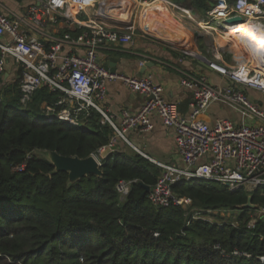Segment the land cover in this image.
Listing matches in <instances>:
<instances>
[{
  "label": "built area",
  "instance_id": "built-area-1",
  "mask_svg": "<svg viewBox=\"0 0 264 264\" xmlns=\"http://www.w3.org/2000/svg\"><path fill=\"white\" fill-rule=\"evenodd\" d=\"M131 1L132 4L119 0H30L22 5L21 12L0 3V78L3 83L18 80L23 111L39 90L46 89L52 94L53 99L44 100L40 106L44 122H61L86 129L93 114L98 113L99 122L111 125L116 137L125 141L131 129L153 130L155 119L171 129L181 164L154 162L162 168V173L150 188L148 197L157 207L176 205L190 212L193 200L174 191V186L180 182H215L229 191L264 190V106L248 95L249 89L264 93V68L245 53L227 62L216 55L211 58L189 52L197 58L202 56L210 68L229 83L214 84L204 74L181 69L180 84L192 93L189 114H181L179 105L165 97L163 85L151 76L113 73L100 57L104 50L133 43L139 30L147 37L165 41L134 21L141 8L154 0ZM207 1L211 6L207 15L211 18L206 22L220 17H241L264 27V0ZM168 2L173 9H183L173 1ZM141 15L142 11L140 18ZM227 24L222 25L225 29L231 28ZM116 80H121L133 93L146 97L136 113L122 111L120 122L105 104L107 83ZM216 102L234 109L244 117V122L236 123L230 118L206 121L204 117L209 107ZM115 142L116 138L110 145ZM25 167L26 162H23L15 170L22 171ZM131 184L132 181H119L116 188L121 197L129 194ZM222 209L225 208L192 211L188 224L200 219L210 221L211 212ZM254 212L255 217L247 224L250 229L264 217V207ZM211 222L221 224L217 220ZM234 254L240 253L234 251ZM261 260L264 261V257Z\"/></svg>",
  "mask_w": 264,
  "mask_h": 264
},
{
  "label": "trees",
  "instance_id": "trees-1",
  "mask_svg": "<svg viewBox=\"0 0 264 264\" xmlns=\"http://www.w3.org/2000/svg\"><path fill=\"white\" fill-rule=\"evenodd\" d=\"M193 6L209 8L207 0ZM18 83L0 90V264H264V218L250 229L256 209L242 207L249 196L264 207V190L195 181L174 186L199 208H236L237 227L202 219L189 225L192 212L155 206L145 187L157 183L162 168L139 153L116 150L101 159L102 176L71 183L35 151L87 158L111 144L115 130L101 124L98 113L86 129L41 121L40 106L52 94L39 90L23 111ZM23 162L26 167L15 170ZM121 180L132 181L124 198L116 188Z\"/></svg>",
  "mask_w": 264,
  "mask_h": 264
},
{
  "label": "crops",
  "instance_id": "crops-1",
  "mask_svg": "<svg viewBox=\"0 0 264 264\" xmlns=\"http://www.w3.org/2000/svg\"><path fill=\"white\" fill-rule=\"evenodd\" d=\"M30 0H0V3L16 12H21L23 4H26ZM157 1V0H154ZM162 1V0H158ZM169 4V0H165ZM179 4L183 9H190L195 11L194 17L185 18L180 17L178 12L171 7L169 13L162 15V20L169 18L171 22L175 25L184 26V19H195L200 12V9L196 6H193V0H170ZM130 4L128 1H126ZM132 3V1H130ZM187 3L190 5V8H187ZM208 9L205 10L202 8L204 16L199 17L200 20H204L211 9L209 2L207 1ZM186 7V8H185ZM142 12L144 9H142ZM137 18V17H136ZM158 18V17H157ZM157 18H153L158 20ZM141 19L145 23V18L141 16L139 18V24L141 25ZM159 20V21H162ZM146 26V24H144ZM193 34V33H192ZM192 34H190L191 41L183 44L177 43V47H172L170 40L168 41H159L152 39L143 35L142 31L139 30L135 36L134 42L126 45L125 47L113 48L112 50H104L101 52L100 57L104 62L108 61L111 56H119L117 62V71L118 73L133 75V76H151L152 79L161 85L165 89V97L173 102H176L179 105L181 114H189L190 112V102L192 100V93L186 88L182 87L180 84L181 72L180 70H186L190 72H199L206 75L209 80L218 85H226L229 83L228 79L222 77L217 72L213 71L211 68L205 67L199 58L191 55L189 52L195 51L200 55H208L213 58L215 55L221 57V60L227 62H232L230 51L233 49L232 45H228L225 41H214L210 43H199L197 40H194ZM189 36V35H188ZM197 39V38H196ZM181 40V41H182ZM176 44V43H173ZM142 62L144 64H142ZM256 90H248V95L251 98V95L257 94ZM252 99V98H251ZM146 97L140 94L133 93L121 80L111 81L107 83V100L105 102L110 113L115 117L117 122H120L122 111L128 110L131 113H136L140 110L141 106L145 102ZM260 104L262 102L256 100ZM263 105V104H262ZM224 107V108H222ZM223 109V110H222ZM234 110L228 105L216 102L213 103L208 110V113L205 115L204 119L208 122H213L218 118H230L236 123L237 120L234 117H229L227 115V110ZM93 120L91 121V123ZM91 123L89 127L91 126ZM116 138L119 141V137L116 135L113 137V140ZM121 139V138H120ZM128 141H123L130 148L126 147L124 143L114 144L117 146V151L125 152L127 154H136L139 151H142L147 159L154 162L160 163H177L181 164V156L177 150L176 143L174 140V134L171 129L165 127L159 120L155 119V127L153 130L148 132H142L140 129H131L127 132ZM112 140V142H113ZM111 142V143H112ZM107 146H110L107 145ZM101 150V149H100ZM116 151V150H115ZM113 151L112 153H114ZM102 152V151H101ZM99 151L97 156L101 160ZM111 153V154H112ZM140 154V153H139Z\"/></svg>",
  "mask_w": 264,
  "mask_h": 264
},
{
  "label": "rangeland",
  "instance_id": "rangeland-1",
  "mask_svg": "<svg viewBox=\"0 0 264 264\" xmlns=\"http://www.w3.org/2000/svg\"><path fill=\"white\" fill-rule=\"evenodd\" d=\"M189 2H190V0H189ZM187 5H188L187 8H190V5L188 3H187ZM175 12H178V14H184L183 13L184 11L181 9L175 10ZM191 12H193L195 14V11H191ZM140 13H141V11L138 12L137 18L135 17V19H137V20H135L137 22V24H139ZM201 16H204L203 11H200L198 13V16H196V18L193 20L192 19L182 20L183 24H184L183 27L182 26L179 27L180 25H178V24L177 25L173 24L171 22V19L167 18L164 21L162 20L160 22H157V24L154 27L150 26V28L158 30L159 27L160 28L163 27L162 30L167 31L169 33H172L173 29L175 30L174 32L177 33V29L180 30L179 28H181V29L183 28L182 30L184 32L186 31L187 35H189L187 41L185 40L186 43H189L191 41L190 34H192V33L197 38L196 39L192 34L193 38H195L194 40H197L199 43H202V44H205V43L212 44L216 40L217 41H225L228 43L229 46L232 45L233 47H235L234 51L231 50V52H229L230 53L229 56H231V58H229V59H231V60L233 59L234 56L239 58V56L241 54H244V51H242L243 50L242 44L240 45L234 39V36H231V35L229 36V32H230L229 29H225L223 27V25L218 24L215 21H213L214 23L212 22L211 24H205L206 23L205 20H209L211 17L206 16L205 20H200L199 17H201ZM202 22H204L203 25H201ZM158 23H159V25H158ZM160 23H162V26ZM166 24H168V25L166 26ZM164 25H165V27H164ZM173 25H174V27H173ZM166 27H169V28H166ZM151 32L153 33V31H151ZM185 41L182 40V43H181V44H183L182 46H185ZM177 45H179V44H177ZM241 52H243V53H241ZM14 82H16V80L11 81V82H6L5 84L0 85V90H4L7 86H10V83H14ZM251 98L255 101L258 100V101L262 102V104L264 106V93L263 92L258 91L257 94L251 95ZM222 108H224V107H222ZM227 115L229 117H234V119L237 120V122H239V123H243L245 120L244 117L242 115L238 114L235 110H233V111L230 109L227 110ZM36 117H38L39 120H44V115L41 112ZM123 141L124 140L122 138L121 139L119 138V141L117 140V143H115V144L124 143ZM125 143H124V145L126 147L130 148ZM35 152L38 156H42V157H45L48 159L50 158L49 154L43 150H36ZM203 183H205V182H203ZM210 183H215V182H210ZM202 209H205V208H199L198 206L193 205V207L190 209V212H192V211L194 212V211H198V210H202ZM249 217L252 220V218L255 217V212L254 211L250 212ZM208 219H210V221L217 220L221 223L228 222V223H231L237 227L241 226L240 212L236 208H225V209H222L221 211H218V212H215V210H214L213 212H211V215L208 217ZM250 219H249V221H250ZM225 254H226V252L222 250V255L224 256Z\"/></svg>",
  "mask_w": 264,
  "mask_h": 264
},
{
  "label": "bare ground",
  "instance_id": "bare-ground-1",
  "mask_svg": "<svg viewBox=\"0 0 264 264\" xmlns=\"http://www.w3.org/2000/svg\"><path fill=\"white\" fill-rule=\"evenodd\" d=\"M126 1L131 3V0H119V2L128 4ZM132 4V3H131ZM144 10L142 12V17L145 18V23H143V19H141V24L144 29H148L150 32L153 31V33L160 37L163 40H170L172 43H182V38L187 40L188 35L186 31L184 32L181 28L180 30L177 29V33L174 32L173 29L172 33H169L167 31H163V27L158 28V30L151 29L150 26H155L157 22H160L159 20H155L153 18L162 17L163 14L169 13L168 11H171V6L165 1H152L148 2L144 5ZM183 10L184 14H178L180 17L185 18H192L194 17V14L191 12L190 9H181ZM142 11V10H141ZM233 18H222L219 19H212L210 22H206L205 24H211L213 21H219L216 22L218 24L228 23L227 25H230L229 27V36H234V39L241 45L242 44V51L246 55L249 56V58L259 67L264 68V27L259 25L256 22H253L251 20H242L238 21L234 24H230V21H232ZM205 20V19H204ZM206 21V20H205ZM214 23V22H213ZM146 24V26L144 25ZM162 26V23H160ZM204 22L201 23L203 25ZM159 25V23H158ZM168 24H166L167 26ZM141 26V25H140ZM165 27V25H164ZM174 27V25H173ZM181 27V26H179ZM169 28V27H166ZM161 29V30H160ZM172 29V28H171ZM209 29V28H208ZM183 31V32H182ZM159 32V33H158ZM171 32V31H170ZM224 37V36H223ZM232 40V39H231ZM234 40V41H235ZM241 47V46H240ZM243 53V52H241Z\"/></svg>",
  "mask_w": 264,
  "mask_h": 264
},
{
  "label": "water",
  "instance_id": "water-1",
  "mask_svg": "<svg viewBox=\"0 0 264 264\" xmlns=\"http://www.w3.org/2000/svg\"><path fill=\"white\" fill-rule=\"evenodd\" d=\"M241 17H235L230 21V24H234L238 21H242ZM119 56H111L107 61V68L115 73L117 71V62L119 60ZM202 64L210 68L209 64L206 63L202 56L198 57ZM117 150L116 145L106 146L105 149L100 153L102 158H106L110 156V154ZM50 156L49 160L55 166L56 172L62 171L67 172L69 174V181L71 183H75L85 177L90 175H97L102 176V162L96 154H93L87 158H80L77 156H65L61 155L56 151H46ZM150 191V187H145L144 196ZM243 208H251V209H258V205L253 203V197L249 196L248 202L242 205Z\"/></svg>",
  "mask_w": 264,
  "mask_h": 264
}]
</instances>
